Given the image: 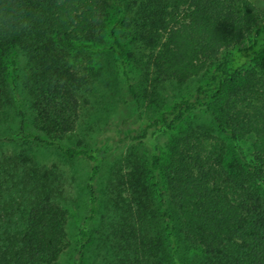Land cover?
I'll return each mask as SVG.
<instances>
[{"label":"trees","instance_id":"obj_1","mask_svg":"<svg viewBox=\"0 0 264 264\" xmlns=\"http://www.w3.org/2000/svg\"><path fill=\"white\" fill-rule=\"evenodd\" d=\"M257 1L0 0V110L13 101L20 118L0 142H32L88 166L89 208L72 264H264V9ZM110 12L111 49L136 99L118 34L125 26L148 51L156 84L203 78L169 109L140 114L113 164L112 144L66 143L88 71L75 60L81 51L95 55ZM20 56L29 67L26 99ZM90 60L106 79L105 66ZM167 131L164 148L159 137ZM31 163L24 154L0 161V264H59L68 246L56 174ZM104 173L107 201L97 185Z\"/></svg>","mask_w":264,"mask_h":264},{"label":"rangeland","instance_id":"obj_2","mask_svg":"<svg viewBox=\"0 0 264 264\" xmlns=\"http://www.w3.org/2000/svg\"><path fill=\"white\" fill-rule=\"evenodd\" d=\"M257 4L264 9V0H258ZM114 20V13L110 12L108 25L99 37L97 49L94 52L95 55L81 51L75 60L80 63L82 73L85 71L84 68L88 71H85L82 85L78 89L81 109L77 127L69 134V139L66 141V143L72 144L75 140L83 139L88 146H96L99 143L116 146L109 159L111 164L126 153L127 144L118 143L127 133L131 132L133 126L138 122L140 114L147 118L169 109L174 101L179 100L184 95L187 96L203 82L202 76H197L184 81V83L161 80L156 84V81H153V74L150 73L151 69L148 68L146 62L148 51L132 39L131 28L125 26L118 31V34L127 48V65L131 72V81L138 91L139 99H136L131 91L127 89L120 74L119 61L115 52L111 49L112 40L108 34V29L114 23ZM81 48L76 47V50L78 51ZM91 56L97 60L99 66H105L106 79L99 78L94 74L96 73V67L93 64L96 63L90 60ZM20 66L22 71L18 80L19 90L22 92V94L20 93L21 97L26 99L23 91H28L24 83L29 67L23 56H20ZM90 67L93 68V71L89 73ZM12 103L7 106L8 109L6 107L0 110V137L12 135V132H15L19 125L20 118L15 115ZM205 119L206 115L204 113L196 116V121L202 122ZM170 134H172V131H167L159 137L162 147L165 148L166 142L171 136ZM19 154L28 155L36 166L49 167L56 174V179L59 181V191L56 194L57 201L62 203L68 211L66 226L68 246L61 256L59 264H72L77 231L88 214L89 208V193L86 188L87 163L81 158L73 161L66 160L54 148H45L32 142L7 140L0 142V161L5 157ZM106 178L107 176L104 173L97 183L101 196L105 191L103 189L105 188ZM105 192H108V190ZM103 196L105 197L104 200L107 201L109 197L105 193ZM112 208L111 203L107 202L102 211V215H105L102 219L108 224L113 218L112 215H114Z\"/></svg>","mask_w":264,"mask_h":264}]
</instances>
